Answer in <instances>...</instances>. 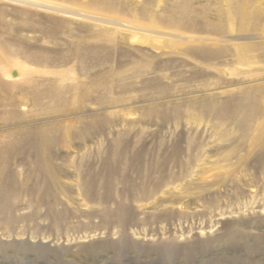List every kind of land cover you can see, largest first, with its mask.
Instances as JSON below:
<instances>
[{"label": "rangeland", "instance_id": "rangeland-1", "mask_svg": "<svg viewBox=\"0 0 264 264\" xmlns=\"http://www.w3.org/2000/svg\"><path fill=\"white\" fill-rule=\"evenodd\" d=\"M0 264H264V0H0Z\"/></svg>", "mask_w": 264, "mask_h": 264}, {"label": "bare ground", "instance_id": "bare-ground-1", "mask_svg": "<svg viewBox=\"0 0 264 264\" xmlns=\"http://www.w3.org/2000/svg\"><path fill=\"white\" fill-rule=\"evenodd\" d=\"M217 1H223V2H225V3H230V2H233L234 0H217ZM247 0H240V2H242V3H245ZM246 30L247 29V27H242V28H239V30ZM158 34V33H157ZM157 39V38H156ZM230 40H242L241 38H238V37H232V39L231 38H229ZM157 40H160V39H157ZM245 47L246 46H244V47H242L243 49H245ZM248 47V46H247ZM17 71V70H16ZM13 75H15V73H12Z\"/></svg>", "mask_w": 264, "mask_h": 264}]
</instances>
